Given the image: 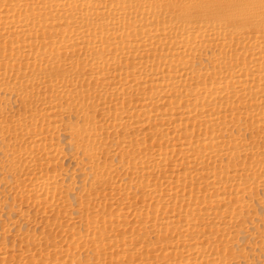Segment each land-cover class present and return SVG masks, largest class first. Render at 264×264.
<instances>
[{
	"label": "bare ground",
	"instance_id": "6f19581e",
	"mask_svg": "<svg viewBox=\"0 0 264 264\" xmlns=\"http://www.w3.org/2000/svg\"><path fill=\"white\" fill-rule=\"evenodd\" d=\"M0 264H264V0H0Z\"/></svg>",
	"mask_w": 264,
	"mask_h": 264
}]
</instances>
